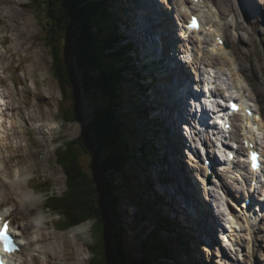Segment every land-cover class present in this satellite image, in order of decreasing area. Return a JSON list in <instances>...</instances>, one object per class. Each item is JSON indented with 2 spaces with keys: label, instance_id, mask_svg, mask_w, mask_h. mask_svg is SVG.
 <instances>
[{
  "label": "rangeland",
  "instance_id": "374dc122",
  "mask_svg": "<svg viewBox=\"0 0 264 264\" xmlns=\"http://www.w3.org/2000/svg\"><path fill=\"white\" fill-rule=\"evenodd\" d=\"M14 1L22 2L23 6H16ZM153 1L155 4L161 5L164 12L168 7L173 6L175 8L181 3V0ZM170 1L172 3L171 6ZM189 1V3L182 6L181 11L178 7L175 8L171 15L168 16V20L165 17L161 18L163 17L162 13L160 16H156L155 20L160 21V24L164 25L166 29L168 21L173 18V23L172 20L171 23L174 25V21L177 22L178 17L184 11L186 12L193 7L192 1ZM112 3H108L111 17L108 23L106 22V26L109 31H115L112 25H114L116 19L118 20L117 24L121 26V29L117 33L123 36H130V29H133L132 27L134 26L135 30L137 23L143 29V26H152L156 22L151 19L147 10L146 13L145 10H142L144 9V5H141L139 0H112ZM258 10H256L255 15L259 14ZM206 12L207 10L204 14L214 22L213 30L224 28L219 20L215 22V13L213 11H209L208 14ZM0 16L6 18V23L3 25L5 29L4 32H0V39L4 35L8 36L5 45L0 42V136L4 138L7 133L13 132L10 137V139L12 138L11 141L13 140L15 144L27 143L31 147L29 149L33 152L38 167L41 168L39 170L42 172L40 174V172L35 171L34 164H31L28 158L22 161L20 158L14 157L17 154L14 151V147L5 158L7 164L2 162L0 157L1 163H3H0V170L4 173L3 175L0 173V178L4 182V185L0 189L2 200H4L3 204L7 209L11 208L17 211L16 223L20 225L19 232L23 237L21 242L26 246V250L21 254L19 253L16 259L20 264H89L91 258L89 248L94 243L91 234V223L88 222L77 228L62 230L59 216L45 210V196H60L67 189L66 176L62 167L57 162L55 151L64 141H70L79 137L84 127L81 124L82 129L74 134L75 126L69 128V124H76L77 122L66 123L62 120L60 108L63 106L68 107V104H63L58 83L52 73L51 51L45 41V29L48 22L42 10L36 9V5L31 0H0ZM231 17L229 21H231ZM129 20L134 23L132 26L126 25V21ZM208 21L209 19L206 18L205 22ZM1 26L0 24V28ZM239 27H241L239 33L241 32L240 34L247 36L246 39L248 41L245 43V48L249 53L247 60L250 63L249 69L251 70L249 71L252 75L251 85L249 83H247V86L244 84L240 95L245 97L258 110L264 106V102L256 100L253 88L258 80L259 82L263 81L264 28H262L261 34H255L250 37L249 34L251 33L247 32V24L245 22L242 21ZM71 37L69 33L60 43L63 59L69 64L73 63ZM209 37L211 41L213 33H210ZM144 38L145 32L142 39ZM129 39L134 43L135 41L142 40L139 37ZM145 42H147V47L146 49L141 48V50L145 49V51H148L150 50V45H148L146 38ZM178 46L179 57L187 61L185 69L189 73L191 72V75L197 80L198 71L206 72L208 68L204 67L205 62L203 61L202 51L194 47L193 44L186 47L181 42L178 43ZM119 48L115 43L113 50L120 51ZM12 51H22L25 59L22 60L21 56H19L20 54L14 56L16 59L9 69L5 70L4 67L11 64L9 59L12 60V55H17L13 52L10 56ZM131 58L134 61L136 60L134 54ZM124 61H127L126 58ZM146 63L144 61V64ZM17 65H20V67ZM138 67V64L135 63L133 71L135 70L138 73ZM219 68L221 69V67ZM147 70L155 76L158 74L160 66H148ZM142 75L144 74L142 73ZM223 75L221 74L220 78L224 79ZM181 77L183 78V74H181ZM127 79L125 75V86L122 89L123 96L121 98L122 104H120L122 109L119 113L126 119L125 125L128 123L127 127L132 131V134L126 138L129 154H132V158L134 159L129 162L127 166L129 169L125 168L126 175L128 176L127 183L126 181L124 182L123 177L120 175H118L116 181L118 184L117 192L120 197L117 207L121 215L120 222L125 230L124 243L126 248L130 250L132 260H141L146 255L143 243L152 234L157 233V238L162 240L163 244L166 245L169 255H160L157 248V251L151 252L155 242L151 243L150 240L147 243L149 264H264V214L257 220H252L253 223L249 225L240 223L243 219L241 218L239 225H236L239 231L235 235V240L232 243H228V245L223 243L224 249L220 250L219 245H222L221 240L219 239V244L216 240L211 241L210 229L207 227L208 222L203 221V218L199 216L200 213L197 212L196 215L195 212L192 213L185 208V205H188L186 199H189L191 204L193 198L190 195L189 198L183 194H187L184 184L183 188L181 183L178 184L174 178L170 179L171 172H169L167 160L163 159L162 156L165 121L160 117L168 112L165 110V106L173 100L171 95L168 97L165 94L167 83L159 82L162 87H159L157 83L151 85L149 88L144 87L145 89H149L145 94L143 92L144 89L136 84L134 80L129 82L126 81ZM27 90L32 91V106H28L25 103V91ZM38 92L41 93L37 96ZM168 92L173 94L172 88H168ZM136 94H139L141 97L136 96ZM152 94H155V99H161V107L163 109L161 110L159 119L155 118L152 120L153 122L146 121L145 112L143 114L141 108V105L147 107L145 100H147L146 102L151 99L154 100V95L152 96ZM92 105V97L89 94L81 93L79 107L82 112H86L85 120L88 119ZM157 112L159 113V111ZM240 118V116H235L232 119L233 132L231 133L232 136L230 135L231 139H240L239 135L242 134V122ZM83 122L85 123V121ZM21 128L32 131L31 146L26 141V138L18 132L22 130ZM149 130L152 132L149 133ZM261 131L258 141L261 149L264 151V129ZM1 137L0 141L2 140ZM144 144L149 145V147L144 146ZM141 148H143V152L146 155L149 152L148 150L151 149L152 155L143 158ZM1 154L2 152L0 151V156ZM240 155L242 158H245L244 152H241ZM184 160H189L190 162L187 163L185 161L182 166H187L186 168L189 170L192 168L194 170L193 174L198 176V178L194 175L191 177L193 181L195 180V183L197 180V185L199 183L200 188L197 186L199 193L201 190L199 200L205 208L211 206L210 203H207V199L206 203L203 200L204 198L212 199L208 195V192H211L217 198V200H211V204L214 205V213L216 214H219L218 204H226L233 196H247L246 187L248 186L243 182L245 181L244 173H246L244 170H242L241 175L242 181L233 177H228L227 179L228 182L230 180L229 184L233 183L232 185L235 188L233 196L232 193L230 194L228 187H231L228 182L226 183L224 175H221V177L223 181L225 179V183L218 182V186L211 184L208 186L207 192L205 185L199 180L200 176L197 174L200 165L195 160L191 162V156L188 158L185 155ZM90 161L89 156H83L82 164L85 170L93 172V169L90 168ZM137 163L140 165V168L135 165ZM150 164L152 165L150 166ZM19 165L28 167L33 172L29 176L31 178L28 182L27 180L21 181L20 176L13 175L10 177L8 173L3 172L5 167L14 172V170L19 168ZM180 171L183 177H185L183 171ZM261 177L264 178V172ZM164 179L171 180L172 184L168 189L175 194L177 199L161 191L160 184L162 185ZM190 190L191 194L192 189L190 188ZM238 192H241V194ZM158 200L166 203V205L155 204ZM176 203L181 207L178 213L174 212V209L178 211ZM219 219L221 221V217ZM177 220L178 223H175ZM169 224H172V226H169ZM30 243L31 246H28ZM195 251L199 254L195 253Z\"/></svg>",
  "mask_w": 264,
  "mask_h": 264
},
{
  "label": "trees",
  "instance_id": "16d2710c",
  "mask_svg": "<svg viewBox=\"0 0 264 264\" xmlns=\"http://www.w3.org/2000/svg\"><path fill=\"white\" fill-rule=\"evenodd\" d=\"M31 1L48 22L45 41L51 51L52 73L63 104H68L60 108L62 120L85 121L82 134L64 141L55 151L67 189L60 196H45V210L59 216L62 230L91 222L94 243L89 248L90 264H149L150 240L155 242L151 252L158 250L160 255L168 256L169 251L157 233L144 241L146 255L141 260H132L124 243L116 179L120 175L127 183L125 168L134 159L126 138L132 131L119 113L125 86L124 67L129 64L123 62L122 51L113 50L119 34L107 30L111 17L108 0ZM69 33L72 64L63 59L60 44ZM81 93L89 94L93 101L86 120V112L79 107ZM73 126L74 133L80 130L79 124H69V128ZM85 155L91 159L93 172L86 171L82 164ZM141 155L147 157L144 152ZM135 165L140 168L138 163Z\"/></svg>",
  "mask_w": 264,
  "mask_h": 264
},
{
  "label": "bare ground",
  "instance_id": "6f19581e",
  "mask_svg": "<svg viewBox=\"0 0 264 264\" xmlns=\"http://www.w3.org/2000/svg\"><path fill=\"white\" fill-rule=\"evenodd\" d=\"M191 1L192 2L197 1L198 4L195 3L193 5L194 9H193V7H191L188 11H186V12L184 11V13L180 16L181 19H180V17H178L179 19H177V22L175 21V26L179 27L182 25V29H183L184 25L182 23V20L190 18L194 11L197 12V13H194V15H196V16L198 15L199 18H201L202 26H201L200 30H197V29L192 30L191 29L189 33L184 32L183 35H182V33H180V37H182V39H180L179 35L176 34L177 40L178 41L184 40V44H185L184 46L188 47V41L191 38L192 41L195 43L194 47H196L197 49L202 51L203 61L205 62L204 67H208L206 70L207 77H205L206 83H208L209 80L211 81V83H213L212 88H215V91H214L215 95L214 96L216 97V99L220 98L219 95L221 94L222 90H225L227 95L228 94L230 95V91H231V93L237 94L236 95V97H237L238 95H240L242 88H243V85L245 84L247 86V83H249L251 85V81H252V78H251L252 75H251V72L249 71V70H251V69H249L250 63L247 60L249 57V53L246 51V48H245V43L248 40L246 39L247 36L240 34L241 32L239 33V31H241V27H239V26H241L242 21L245 22L247 24V32L251 33V34H249L250 37L252 35H255V34H261L262 28H264V20H262V17H260V15H264V0H191ZM140 2H141V5H144L143 10H145L147 5H148V2L146 0H140ZM189 2H190L189 0H181V3H179V6H177V7L181 11L182 6L186 5ZM14 4L16 6H20V7L23 6L22 2L14 1ZM149 4L151 6H157V4H154V2H150ZM177 7H175V8H177ZM257 9H259L258 10L259 15H255V11ZM206 10H207V12H206L207 14L209 11H213L215 13V16H214L215 22L217 20H219L224 26L223 29L213 30L214 29V24H213L214 22L211 21L210 18L206 14H204ZM198 16H197V18H198ZM230 17L233 19V22H232V19H231V21H229ZM206 18L209 19L208 22H205ZM153 20L156 21L155 22L156 25L152 24V26H150L151 28H149V30L153 29V27H154L155 30H159L158 32L160 34H162L160 36V38L162 41L163 50L160 49L159 42L156 43L158 51H160V50L163 51L161 54V60H160V63H161V61H163V59H165L167 51L173 45V39H172V37L168 36V34L165 30V26L161 25L160 21H158L157 19L155 20V17L153 18ZM5 21H6V18L0 16V24L2 25L0 28V32H4L5 27L3 25H5V23H6ZM127 24H128V26H132L134 23L129 20V21H126V25ZM168 24L171 25L170 20L168 21ZM132 28L133 29H130V34H129L131 36V38L135 39L136 37H139V39H142L144 36L143 35L144 31H143L142 27L139 25V23H137L135 30H134V26ZM166 28H167V26H166ZM120 29H121V26H119V24H116V32H119ZM245 29H246V27H245ZM230 30H231V32H230ZM176 31H177V29H176ZM178 31H179V29H178ZM120 32L122 33V31H120ZM210 33H213V38H211V41L209 40L210 39V37H209ZM147 37H149L148 33H147ZM7 40H8V36L4 35L0 39V42L3 45H5ZM177 40L174 41L175 44H176ZM220 40L225 41L226 44L225 43L221 44ZM136 43L138 45V49H140V54L143 57V52L141 51V48H146L147 42H145V39H142L140 41L139 40L136 41ZM13 52L14 51H12L10 53V56ZM14 53H16L17 55H14V54L12 55V60L9 59V61H11V64L9 66H5L4 67L5 70L9 69V67L12 65V63L16 59V57H14V56H18L20 54L19 56H21L22 60L25 59V55L23 54L22 51H18V52H14ZM145 53H146V51H145ZM174 61L177 65V71H180V73L183 74V78L181 77V75L177 74L178 75V83H173V84L170 83V87L172 88V90L174 92L178 93L177 97L175 98L176 102L175 101L171 102L170 106L166 105L165 110L168 111L169 114L163 115L160 117L162 120H165V128H164L165 133H164V137H163V145L164 146H163V150H162L163 151L162 156H163V159L165 158V160H167L166 162L169 166V170H170L169 172H171V175H172V176H170V179L172 180V178H174V180H176L178 182V184L181 183L182 187L184 184V187L186 189V190L185 189L184 190L186 191L187 194H185L183 192H181V193H183L187 197H189V193L187 192V190L191 191L190 188L192 189L190 197L193 198L194 204H196L197 206L198 205L203 206L204 212L203 213L200 212L199 216L201 218H203V221H207L211 218L212 208H210L211 206L209 208H207V207L205 208V206L202 205L201 201L199 200V194H201V190L199 193V191L197 189V186L199 187V183L197 185V180L195 183V180L193 181V178L191 177V176H193V173L191 171H189V169L187 170L186 167L182 166L183 158L185 157V152L183 150V146H184L183 140H185V136L180 131L182 128V127H180V124L190 116L188 114V105L189 104H188L187 98H188V100H190L189 98H191V97L193 98L192 102H193L194 107L198 103L196 101L197 99H195L194 94H197V92H198V85H197L196 81L200 79V76L198 75L197 80L193 79L194 78L193 75H190V77H189L188 73L183 69V67L179 64V62H177L176 60H174ZM17 66L20 67V65H17ZM219 67H221V69ZM221 74L222 75L224 74L223 75L225 77L224 79L227 81H224V79H222V77L220 78ZM262 78L264 81V72H262ZM263 81L259 82V80H258V82L255 84V86L253 88L254 92L256 94L255 95L256 100L261 101V102H264V82ZM159 82L160 83H166L165 80H159L157 82V85H159ZM249 84H248V86H249ZM228 87H230L231 89L226 90ZM25 92H26L25 93V96H26L25 103L28 106H32V103H31L32 102V91L27 90ZM40 93L41 92H38L37 96L40 95ZM167 94H168V92H167ZM180 94H184L185 97L180 96ZM35 97H36V95H35ZM197 97H198V95H197ZM240 98L242 101L241 103H242L243 111L239 112L237 114V116L241 117L240 120L242 122V135H239L240 139H238V140L233 139V138L231 139V137L229 136L230 139L228 140V143L230 144V146H228V147H230V149H233L231 147V145H235V143H236V146H239V143H241V141H242V137H243V140L248 139V140L252 141L253 143H257L258 138L261 136V132H262L261 130L264 129V106L260 107L257 110V112L255 113L257 116L249 117L246 115L245 112H246L248 107H251V105L248 104V102H247L248 100L245 99V97L241 96ZM146 101L147 100H145L146 105H149L151 103V101H149V100H148V102H146ZM186 101H187V103H186ZM210 102H212V100H210ZM215 102H217V105H215V103H209V104H210V107L212 109H215V110L217 109L216 112H218V111H220L219 107H221L222 105H221V103H218V101H215ZM161 105L162 104H159V103L156 104V110L159 112L162 110ZM193 105L192 104L189 105V113L191 115L194 112ZM220 112H218L217 115H215V124H216L215 129L211 128L209 131H207V134H208L209 139H213L214 141L218 142L216 144L215 142L209 141L208 144L213 145L212 146L213 149H212V147L210 149L211 153L212 152L218 153V156L215 158L218 160V162L221 163L220 158L223 159V161H225V159H227V155H226V152L223 150V139H221L220 133H218L221 129H220V127H217L220 124L222 125V122H220V120L224 119V117H225L224 112H222L221 115H218ZM5 114H6V112H5ZM171 114H172V116H171ZM259 116L260 117L262 116L263 120H261L259 118ZM232 121L233 120L230 119L231 123H232ZM0 123H1V121H0ZM78 124L80 125V130H81L82 126L80 123H78ZM189 124H191V122H189ZM73 125H75V124H73ZM208 126H209V123H208ZM6 129H7V127H6ZM215 130H216V133H214ZM18 132L21 133V135L24 138H26V141L29 142V144L31 146L32 131H30L29 129L23 128L21 131H18ZM221 132H222V130H221ZM12 133L13 132L7 133V135H5L4 138L0 136L2 138V140L0 141V151L2 152L0 157H1L2 162L7 164V161L5 160V158H6V156H8V153H10L14 147V151L17 153L14 157H16L17 159L20 158L22 161H23V159L28 158L29 162L31 164H34V166H33L35 168L34 170L38 171V172H40V174H42L41 170H39L41 168L38 167V163L35 161V157H34L33 152L31 151V149H29L31 147H29V145L27 143L26 144H23V143L15 144V142L13 140L11 141L12 138L10 139ZM76 133H78V132H76ZM76 133H74V134H76ZM263 134H264V132H263ZM2 135H4V134L2 133ZM212 136H214V137H212ZM234 140H235V142H234ZM20 141H22V140H20ZM32 147H34V146H32ZM241 150L244 151V148H241ZM245 154L246 153L244 152V156H245ZM262 154H263L262 159L264 161V151L263 150H262ZM1 160H0V163H1ZM245 161H246V158L240 157L236 161V163H234V164H229L228 166H226V164L223 163V167H221V168H218V166H216L217 163H214V167H215L214 168L215 174L213 175L214 180L212 181V179L210 180V178H208V181H207L208 186H209V183L214 184L215 186L216 185L218 186V182H224L225 179H226V183H227L228 177L229 178L235 177L238 179L240 177L238 175L242 174V170H244V171L246 170V174L251 175L249 170L247 169ZM237 163H238V165H237ZM1 164H3V163H1ZM234 165H235V167H234ZM177 166L180 168V170L183 171V174L185 177H183L181 171L179 170V168ZM198 169H199V171H203L201 166H199ZM3 170H4L3 172L8 173L10 175V177L13 175L20 176L21 178L20 177L19 178L21 179V181L27 180V182L31 178L29 176H31V174L33 173L32 171L29 170L28 167L26 168L23 165H19V168L14 170V172L12 170L10 171V169H8L7 167H5ZM263 170H264V165L262 168V172H263ZM218 171L220 173H218ZM0 173L2 175L4 174L1 172V170H0ZM221 175H224L226 177L224 179V181H223V178L221 177ZM218 177L222 180L218 179ZM248 178H249L250 184H247V182H248L247 178L246 179L244 178L245 181H243V182H245V184L248 185V189H250L249 190L250 193L252 192V190H254V194L256 197L261 196L262 198H264V182L262 183L259 180L257 183V186H256V190H255V188L252 189V186H251V182H252V179L254 180V176L252 175V178L250 176ZM199 180H201L203 182V184L205 185V183H206L205 180H203L201 178H199ZM229 183H230V180H229L228 184ZM232 184H229V186L231 188L228 187V189L233 194V192H235V188L233 187ZM2 185H4V182L0 178V189H1ZM208 186H206L207 192H208V188H209ZM238 193L241 194V192H238ZM252 194L253 193H251V195ZM257 194H259V195H257ZM208 195H210V197L213 198L214 200L215 199L217 200L216 196L211 194V192H208ZM202 196H203V194H202ZM242 196H243V193H242ZM206 199L209 200V198H204L203 199L204 202L206 201ZM255 199L257 202H259V200L257 198H255ZM3 201L4 200H2V192L0 191V214L2 216L6 215L5 218L11 220L12 227L16 230H19L20 225L18 223H16L17 211H15L14 209H11V208L7 209V207L3 204ZM186 201H187L188 206H189L190 205L189 199H186ZM175 202H173V203H175ZM220 203L222 204L221 201H220ZM227 204L231 207L229 202H227ZM257 205L261 208V206L264 205V202H259V203H257ZM177 206H178V211L174 209V212H176V213H178L179 209H181V207L178 204H177ZM258 206H255V204H254L252 210L249 213L245 212V210H242L241 216L243 219L241 220L240 223H244L246 225H249V224L253 223V221L260 218L261 216H256L258 214V212L255 215V212H256L255 210H256V208H259ZM223 207L224 206L220 207V209ZM235 207L239 209L240 206L235 205ZM205 211H206V214H205ZM263 212H264V210L262 211V213ZM225 213H226V211H225ZM232 214H233V217L235 218V220L231 224L235 227V224L239 225V221L237 220V217L233 212H232ZM252 217H253V219H251ZM175 223H178V220ZM197 223H198V221H197ZM232 225H230L231 230H233ZM209 229H210V231H209L210 239H211V241H215L216 237H213V231L211 230V228H209ZM84 232H86V231H84ZM18 233H19V231H18ZM232 235L235 237V233H233ZM223 236H225V234ZM219 242H220V240H219ZM28 246H31V243L28 244ZM222 248H223V245H222ZM25 250H26V246H25ZM195 253H197V252L195 251ZM197 254H199V253H197ZM13 261H14V259L11 258L7 261V263L13 264Z\"/></svg>",
  "mask_w": 264,
  "mask_h": 264
},
{
  "label": "snow or ice",
  "instance_id": "6c2138e0",
  "mask_svg": "<svg viewBox=\"0 0 264 264\" xmlns=\"http://www.w3.org/2000/svg\"><path fill=\"white\" fill-rule=\"evenodd\" d=\"M190 27L194 29H198L199 25L196 20V17L192 18ZM232 107L234 110L238 111V106L232 105ZM252 157H253V166L256 167L257 166V154L252 153ZM7 230H8V222L5 221L4 224L0 226V242L3 243L5 251H15L16 249L12 245V240H11V237L7 234ZM0 264H2V262H0Z\"/></svg>",
  "mask_w": 264,
  "mask_h": 264
},
{
  "label": "water",
  "instance_id": "95a60500",
  "mask_svg": "<svg viewBox=\"0 0 264 264\" xmlns=\"http://www.w3.org/2000/svg\"><path fill=\"white\" fill-rule=\"evenodd\" d=\"M77 123H80V124H82L83 126L85 125V123L83 122V121H78ZM83 130H84V127H83ZM83 132V131H82ZM86 223H88V222H86ZM91 223V222H90ZM83 224H85V223H83ZM83 224H81V225H83ZM81 225H79V226H81ZM76 227H78V226H76ZM74 228V227H73ZM91 252V251H90ZM91 258H92V253H91ZM91 258H90V261H91ZM89 264H90V262H89Z\"/></svg>",
  "mask_w": 264,
  "mask_h": 264
}]
</instances>
